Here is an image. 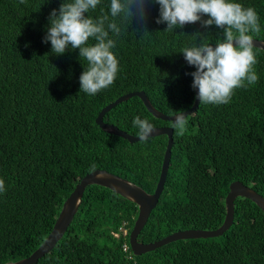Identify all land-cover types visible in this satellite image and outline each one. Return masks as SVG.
I'll use <instances>...</instances> for the list:
<instances>
[{
    "label": "trees",
    "instance_id": "obj_1",
    "mask_svg": "<svg viewBox=\"0 0 264 264\" xmlns=\"http://www.w3.org/2000/svg\"><path fill=\"white\" fill-rule=\"evenodd\" d=\"M236 2L256 9L261 31L252 35L264 41V0ZM61 3L0 0V179L5 182L0 193V264L35 251L76 184L94 170L154 192L167 137L129 143L101 130L96 117L117 98L139 91L166 116L188 111L195 100L190 75L195 68L180 51L203 40L215 45L223 38L222 29H205L199 22L166 32V24L155 23L159 6L149 3L147 33L134 20L112 37L117 78L92 96L80 92L79 77L88 63L79 50L57 56L50 42H43L49 14ZM109 4L102 0L89 15L99 16L100 8L108 12ZM254 51L258 82L236 89L228 104L199 103L183 136L175 134L170 122L154 118L138 97L104 115L105 124L135 137L136 116L154 127L173 129L164 189L138 242L219 228L232 182L264 197V51ZM137 215L134 203L106 188L88 186L66 233L37 264H264V214L248 199H235L233 223L223 235L176 241L140 256L128 244Z\"/></svg>",
    "mask_w": 264,
    "mask_h": 264
},
{
    "label": "clouds",
    "instance_id": "obj_2",
    "mask_svg": "<svg viewBox=\"0 0 264 264\" xmlns=\"http://www.w3.org/2000/svg\"><path fill=\"white\" fill-rule=\"evenodd\" d=\"M26 0H20L24 4ZM102 0H62L58 9L48 17L43 42L51 44L57 56L68 50H79L87 69L79 77L80 92L96 95L113 85L119 72V61L113 52L116 40L125 24L128 28L135 20L147 33L148 4L159 6L157 24H166V32L182 29L185 25L200 23L202 28L212 26L223 30V38L215 45L204 43L186 46L180 53L187 64L195 68L191 87L197 90L200 104H228L234 91L247 88L258 82L254 66L257 56L253 33L261 31L259 16L254 7H245L236 0H110L109 10L100 8V15L93 18ZM207 17V19H204ZM110 33L112 34L110 36ZM199 34L194 35L197 39ZM93 40L94 43H90ZM185 112H175L172 127L175 134L183 136L188 117ZM133 126L138 129L141 142L151 139L155 127L147 119L134 117ZM5 191V182L0 179V193Z\"/></svg>",
    "mask_w": 264,
    "mask_h": 264
},
{
    "label": "water",
    "instance_id": "obj_3",
    "mask_svg": "<svg viewBox=\"0 0 264 264\" xmlns=\"http://www.w3.org/2000/svg\"><path fill=\"white\" fill-rule=\"evenodd\" d=\"M256 48L264 51V41L255 40ZM131 97H138L146 110L156 119H160L171 124L175 122V117L166 116L157 111L149 102L145 93L142 91L125 94L117 98L114 102L108 104L98 113L96 117V124L98 127L112 135L121 137L127 140L129 143L140 142L138 137L129 135L119 130L114 125L105 124L103 117L117 104L124 102ZM197 90H195V100L192 107L185 111L186 115L193 114L199 105L197 100ZM165 135L167 137V146L164 152L163 161L161 165L160 176L153 193L149 194L140 187L133 183L109 173L105 170H94L85 175L76 184L73 191L68 198L64 201L61 210L55 220L51 232L43 241V243L28 257L18 260L16 262H10L7 264H37L38 260L52 251L57 243L66 233L70 226L78 208L81 204L83 194L88 186L96 185L106 188L120 197L134 203L138 208V215L134 226L128 237L129 248L134 256H140L149 252H152L162 246L168 245L176 241H183L189 239H210L216 238L225 233L233 223L234 219V201L237 198H244L250 200L258 208H260L264 214V197L256 193L253 189L243 185L242 183L235 181L229 186L228 194L225 197V217L222 225L212 231H200V230H185L175 232L159 241L153 243H140L138 242V235L147 223V220L151 214V211L157 206L160 195L164 189V183L168 171V165L171 158V148L173 145V129L171 127H155L152 137ZM151 137V138H152Z\"/></svg>",
    "mask_w": 264,
    "mask_h": 264
},
{
    "label": "built area",
    "instance_id": "obj_4",
    "mask_svg": "<svg viewBox=\"0 0 264 264\" xmlns=\"http://www.w3.org/2000/svg\"><path fill=\"white\" fill-rule=\"evenodd\" d=\"M125 250H126V247H125Z\"/></svg>",
    "mask_w": 264,
    "mask_h": 264
}]
</instances>
